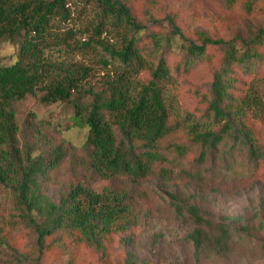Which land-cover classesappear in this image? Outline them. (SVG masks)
<instances>
[{
    "label": "trees",
    "instance_id": "obj_1",
    "mask_svg": "<svg viewBox=\"0 0 264 264\" xmlns=\"http://www.w3.org/2000/svg\"><path fill=\"white\" fill-rule=\"evenodd\" d=\"M90 1L95 31L115 40L100 45L105 73L95 83L92 66L69 59L85 46L54 31L67 17L66 0H0V43L18 44L12 62L0 57V192L11 203L0 216V246L15 264H43L55 252L82 264L79 246L110 264L108 247L155 211L153 182L234 198L246 184L239 164L263 177L264 27L227 39L190 35L164 0ZM225 3L240 18L264 16V0ZM57 47L66 58L53 61L46 52ZM194 77L200 82L185 87ZM38 91L40 102L72 108L88 127L89 150L59 138V126L34 112L20 115L16 103ZM61 171L71 180L55 202L44 189ZM166 194L175 214L194 224L187 238L195 264L237 252L232 225L264 230L238 215L206 216L191 203L198 193ZM123 264L148 262L130 253Z\"/></svg>",
    "mask_w": 264,
    "mask_h": 264
},
{
    "label": "rangeland",
    "instance_id": "obj_2",
    "mask_svg": "<svg viewBox=\"0 0 264 264\" xmlns=\"http://www.w3.org/2000/svg\"><path fill=\"white\" fill-rule=\"evenodd\" d=\"M167 10L176 13L188 34L203 32L213 37L231 38L246 35L249 31H256L264 27V16L240 18L235 13L226 9L225 0H164ZM66 19H58L54 31L60 36L69 34L71 45L85 46L75 49L69 57L84 65L94 68L91 76L92 83L100 81L105 72L97 60L104 51L100 45L113 44L115 40L109 32L101 36L95 31L98 20V9L90 0H66ZM168 28V26H166ZM18 44L14 41L0 43V57L3 63H10L15 59ZM46 54L53 61L66 58L60 47L47 50ZM192 82H200L194 77L184 84L189 86ZM260 94L264 95V84L260 87ZM40 92L28 95L18 101L16 109L22 117L30 111L39 119L58 125L61 133L59 138L70 140L76 146L89 150L86 144L88 127L82 126L72 112V108L65 102L45 104L39 101ZM264 138V131H263ZM189 165V164H188ZM245 178L239 195L234 198L219 197L215 194L208 195L197 190L193 185L177 183L163 186L153 182L149 186L155 191L156 208L144 220L139 230L132 231L129 235H121L116 243L108 247L111 258L110 264H123V259L128 254H133L137 259L148 264H195L193 259V245L188 240V235L194 229V224L189 219L178 217L170 202L167 192L186 195L198 193L191 203L198 206L208 217L221 219L225 216L238 215L244 218L243 225L255 227L264 226V170L260 171L263 177L256 178L243 165L239 164ZM71 175L61 171L51 186H46L44 191L54 200L58 201L61 191L70 183ZM100 190V189H98ZM6 192H0V216L7 215L11 203ZM233 239L238 250L227 258L217 257L209 264H264V230L257 232L254 229L243 230L240 226L232 225ZM29 239L28 247L32 244ZM78 260L82 264H99L93 253L84 246L77 247ZM67 256L63 253L45 254L43 264H66ZM0 264H15L11 257L10 249L0 246Z\"/></svg>",
    "mask_w": 264,
    "mask_h": 264
}]
</instances>
